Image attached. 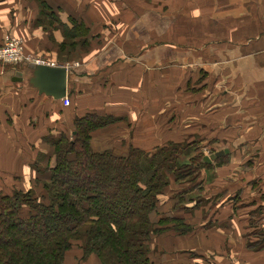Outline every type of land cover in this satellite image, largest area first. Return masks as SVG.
I'll return each instance as SVG.
<instances>
[{"label":"crops","instance_id":"obj_1","mask_svg":"<svg viewBox=\"0 0 264 264\" xmlns=\"http://www.w3.org/2000/svg\"><path fill=\"white\" fill-rule=\"evenodd\" d=\"M44 1L63 20L79 18L93 38L88 50L78 54V65H64L69 70L67 107L24 85L26 64L0 63V107L8 117L16 113L13 121L0 117V172L14 174L16 188L32 187L37 177L32 166L39 163L40 151L51 149L40 154L52 155L45 137L55 139L62 128L71 135L74 120L88 113L115 118L91 133L95 152L125 156L131 147L151 152L168 142L195 139L201 125L221 123L235 125L234 139L245 134L264 149V0H80L79 6L70 0V8L68 0ZM7 2L0 0V43L12 33L28 54L54 52L63 35L36 26L32 6L14 21ZM238 124L243 125L239 133ZM231 135L225 132L218 139L231 140ZM235 172L228 161L203 171L197 185L205 201L199 204L187 199L193 191L180 195L191 186L173 182L151 216L155 223L169 218L164 232L149 241V256L156 263L264 264V246L249 248L256 241L249 239L247 216L235 212L231 199L240 192L239 209L264 210V161L239 177ZM172 218L194 230L179 233ZM76 255L81 252H70L66 264L78 261ZM81 264L100 262L92 256Z\"/></svg>","mask_w":264,"mask_h":264},{"label":"trees","instance_id":"obj_2","mask_svg":"<svg viewBox=\"0 0 264 264\" xmlns=\"http://www.w3.org/2000/svg\"><path fill=\"white\" fill-rule=\"evenodd\" d=\"M37 1L41 7L37 24L42 16L55 22L48 3ZM79 26L80 44L87 51L93 36L83 22ZM64 32L76 47L72 41L76 34ZM114 121L93 113L77 117L72 137L52 139V155L33 164L37 173L34 187L10 189L0 183V264H66L67 255L75 249L81 252L79 264L92 256L100 264H158L149 256V241L164 232L169 219L152 221L161 198L175 182L191 186L180 195L193 191L187 199H203L201 184L197 185L202 172L225 165L229 157L223 155L213 164L203 163V156L191 158L195 144L205 143L199 138L196 142H168L151 152L131 147L125 156L109 150L95 152L91 133ZM195 193H199L197 198ZM239 195L231 198L235 212L247 216L249 239L256 241L249 242V248L259 249L264 246V233L257 235L254 230L264 229V210L259 207L247 213L239 209ZM170 220L181 234L194 230L182 219Z\"/></svg>","mask_w":264,"mask_h":264},{"label":"rangeland","instance_id":"obj_3","mask_svg":"<svg viewBox=\"0 0 264 264\" xmlns=\"http://www.w3.org/2000/svg\"><path fill=\"white\" fill-rule=\"evenodd\" d=\"M74 1H75V5L79 6L80 0H74ZM67 2L69 3L68 7L70 8V5H71L70 0H68ZM7 5L9 6L8 10L10 12V16L13 17L14 21L17 18L21 19L22 16H26L28 14L27 12L26 13L24 12L22 14H21V12L26 7H29V9H30L31 6H32L31 9H33L32 12L36 13V16L34 18V23L40 18L41 7L39 6V3L37 0H9V2H7ZM52 11H53V9H52ZM53 12H55V11H53ZM54 15H55V19H56L55 22L51 21V20L49 21L47 16H42L40 25L37 24L36 26L42 28L43 31L48 32L49 35L54 33V32H58V33L62 34L63 38H64L62 43H60V44L58 43L56 45V48H54V50H52L54 52L50 53V55H48V56H45L46 54H36V55L32 54L33 55L32 56L31 54H28L26 50H24V51L27 53V55H30L36 59H41V60L46 61V62L55 63V64H57V66H64V65L75 66V65H78V62H77V59L79 57L78 54L86 51L84 48L81 47V44H80L81 43L80 41H81V39H83V37L80 38L81 37L80 33H82L81 32L82 29H80L79 22L82 23V21L79 18L77 19L73 16H70L69 18H74L75 20H77V23L74 24L71 21H69L70 20L69 18H66L63 20V18L60 15H58V13H56V12L54 13ZM65 30L76 34L75 36H77V37L75 39H72V41H75L77 43L76 47H72L70 44L71 40L66 39V35H64ZM7 36L8 37L12 36L16 39L21 40L23 45H24V48H25V44H24L22 39L14 36L12 33L7 34ZM7 36L4 37V40ZM4 40H3V42H4ZM24 85L27 86V82H24ZM1 91H3V88H0V102L3 101V99H1V97H3V92H1ZM223 104L224 103L222 102L221 105H223ZM1 108L2 107H0V117L2 118V120H8V118H9V120L13 121L16 119L15 110L12 111V115H14V116L10 115L8 117V114L6 115L4 113V110ZM226 109H227V105H226ZM227 112H224V114H223L226 117L230 114L231 111H227ZM188 113H189V111L185 110V116L188 115ZM222 113H223V111H222ZM232 114L234 116L235 112H233ZM227 120L231 121V122L234 121V119H227ZM221 122H224V119H221ZM236 126L238 128V133L241 132L243 125L238 124ZM56 130H57V132L59 131L58 128ZM234 131H235V125L229 124V123H225V124L221 123V125H215V126L201 125L200 135H196L195 139H192L190 141L196 142V138H199V140H202L205 143L200 145L199 142H197L199 145L195 144V146L193 147L194 150L191 153V158L198 159L202 156L204 158L205 155L209 156V154L214 153L215 151H219V150L228 148L232 154H230V156H228L229 158H227V161H228L229 165H231L234 168V170L238 171V172H235L233 174L236 175L237 173L239 174L240 172H246L252 166H254V167L259 166L260 167L261 163L264 161L262 158V153H261V151L264 150V149H262V142H256L254 140H248L245 134L240 135V133L238 134L239 139L236 140V139H234V137H235L233 134ZM68 132H69L68 129H66L64 132V129L62 128L61 132L59 133L60 136H58L56 138L62 137L64 135L71 136L70 133H68ZM225 132L232 134L231 140L224 141V140L218 139L221 135L223 136V134ZM56 140H58V139H56ZM214 140H218V143L212 144L211 141H214ZM45 141H47V143L49 145H51V141H53V140L49 137H45ZM15 143H16V146L19 145L18 142H15ZM238 143H241V147H240V151H239L240 155H238L236 153V148H237ZM196 146L199 147V149H198L199 151L195 150ZM50 150L51 149H49L48 152ZM233 151H235L234 154H233ZM48 152L40 151V153H45V154H48ZM40 153H39V160H42V158L45 155L40 154ZM263 155H264V153H263ZM53 161H54V159H53ZM44 163L46 164V162H44ZM237 177H239V176H237ZM232 178L234 180L238 179V178L235 179L234 177H232ZM260 181H261V179H260ZM18 182L19 181L15 180L14 174H7V175L0 174V183L4 186L8 187V188H13V187L15 188L16 186H19ZM31 186H33V185H31ZM198 195H199V193L193 194V196L196 198L198 197ZM246 196H247V198H250L251 195H249L247 193ZM243 207H245V206H243ZM254 232L257 233V235L263 234L264 229H257V230H254ZM74 252L78 253V250L75 249ZM76 256L77 257L75 259H77L78 261L75 260L74 264L80 263V260H79L80 255H76Z\"/></svg>","mask_w":264,"mask_h":264},{"label":"water","instance_id":"obj_4","mask_svg":"<svg viewBox=\"0 0 264 264\" xmlns=\"http://www.w3.org/2000/svg\"><path fill=\"white\" fill-rule=\"evenodd\" d=\"M28 80L27 85L38 90L40 94L52 97L56 101H61L68 96V75L69 70L64 66L49 67L27 63ZM23 81V73L17 74ZM229 154V150H222L209 156H204L203 163L213 164L217 158Z\"/></svg>","mask_w":264,"mask_h":264},{"label":"built area","instance_id":"obj_5","mask_svg":"<svg viewBox=\"0 0 264 264\" xmlns=\"http://www.w3.org/2000/svg\"><path fill=\"white\" fill-rule=\"evenodd\" d=\"M24 45L21 40L16 39L12 36H7L0 46V63L3 64H19V63H32L34 65L57 67L55 63H50L43 61L41 59H36L24 51ZM63 105L65 107L69 106L70 99L68 97L64 98ZM232 264H243L241 261H234Z\"/></svg>","mask_w":264,"mask_h":264}]
</instances>
